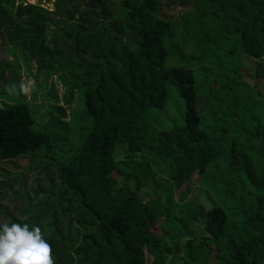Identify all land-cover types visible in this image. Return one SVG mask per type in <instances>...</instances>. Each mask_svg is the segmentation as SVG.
<instances>
[{
	"label": "trees",
	"instance_id": "1",
	"mask_svg": "<svg viewBox=\"0 0 264 264\" xmlns=\"http://www.w3.org/2000/svg\"><path fill=\"white\" fill-rule=\"evenodd\" d=\"M31 1L0 0V36L36 83L0 62V223L39 227L55 264H148L147 253L152 264H264V96L241 70L218 77L214 50L234 36L264 79V0ZM49 86L42 115L35 102ZM169 86L183 101L175 110ZM78 94L85 138L61 151L49 131L74 123ZM36 156L37 172L6 170ZM212 171L236 214L175 201Z\"/></svg>",
	"mask_w": 264,
	"mask_h": 264
},
{
	"label": "rangeland",
	"instance_id": "2",
	"mask_svg": "<svg viewBox=\"0 0 264 264\" xmlns=\"http://www.w3.org/2000/svg\"><path fill=\"white\" fill-rule=\"evenodd\" d=\"M32 3H38V1L33 0L31 1ZM47 8L53 10L54 7L52 5H48ZM183 30V29H182ZM235 37L232 36V40L230 41V43L228 45H221L219 47H217V50H215V52L218 53V57L221 60L222 66L225 68V70L218 72V77H226V76H230L231 73H234L237 71L241 70V78L240 81L242 83H246L248 86H251V88H253L254 90L256 89V91H258L259 93H261L264 96V79L263 78H259L261 76H257L255 74V67H256V63L258 61L256 60H252L251 62H247L241 55L242 50L240 47V43L238 41H236L234 39ZM230 40V39H229ZM11 47L10 45H8V43L6 41L3 40L2 36H0V62H4L7 63L8 65H12V66H16L17 63L20 64L21 66V76H22V80L27 82L28 86L31 87L33 85H35V80L33 78H31V76L29 77V74L26 75V70L24 68V63L22 60H17L16 56L17 53H12L10 52ZM231 51L235 52L234 54L231 53ZM188 51H185V56L188 55ZM215 62H217L216 59H214ZM212 63H210V60H204L202 61L198 66H196L195 70H194V74L196 76V80L198 83H200L202 81V79L207 75V73H205L206 69L209 68L211 66ZM218 64V63H217ZM216 64V65H217ZM170 66H179V64L177 62H174L173 59L169 60V64ZM34 69H32L31 73L35 74V65H32ZM232 68L231 70L228 69ZM249 68V69H248ZM236 69V71L234 70ZM253 69V70H252ZM215 73L217 74L216 68L214 69ZM262 73H264V68L262 70ZM55 88H56V92L58 94V97L60 99V106H63L62 103V98L64 95V88L62 87V85L59 83V81L57 79H54L53 81ZM201 85V84H200ZM52 90V86L50 88V86L43 90L40 91V95H38V99L35 102V105L37 106H42L43 109L40 110V113L43 115L45 114L47 108V104H46V100H44V97L47 96L49 94V92ZM203 89H201L200 91V101H202L204 99L203 96ZM36 92L35 89L33 88H28L26 89V91H24V93L26 94V96L28 97V99H31L32 94ZM168 94H169V101H170V108L172 110L176 109V105L178 104H182L183 106V101L179 98L178 92L176 91L175 88H173L172 86L168 87ZM80 96V101L79 98H77L76 105L73 104L72 109H74V123L68 127H62L63 130L56 124L53 125L54 128H52L49 132L51 134H55L58 137H61L63 139V142H61L60 144V150H65L66 152H68L71 149V146L74 145V143L82 140L83 138H85V128H82L81 125L79 124L80 120H83V111H84V106H83V102H82V96L80 94H78ZM256 101L259 102L258 97H255ZM262 101V100H261ZM256 116V114H254ZM254 116V117H255ZM264 116V112H259L258 113V117L263 118ZM46 118V119H45ZM45 118H37V121L42 125L46 122H50L52 120V118H50L48 116L47 113V117ZM71 120V111L67 110V117L64 118L62 121L65 123H70ZM247 123L250 122V119L246 120ZM64 130H68L64 131ZM39 158L40 157H29V158H25L22 159L20 161H15L9 164V166L6 167V170H10L16 173H22L23 171H32L33 172H37L38 168H39ZM253 159H255V163L259 164V158L254 157ZM1 173V172H0ZM219 173V172H218ZM218 173H214L213 171L209 174L208 177H206V180H199L198 178H194L190 183L184 185L180 190H178L175 193L174 199L176 202L180 203V200L184 197H187L188 199H192L194 200L196 203L200 204L201 206H203L206 210H211L213 209L215 206H226L229 208V210H227L228 215H233L236 214V209L234 208V205L231 201H229L228 203H226V197L223 195V189L221 188L219 182V176ZM32 176H34V174H31ZM164 179V180H169V177L167 175H163L158 177V180L155 181V184H152L153 186L151 188L146 189L145 191H143L140 195V199L147 203L149 202V200L153 197L156 188L159 186L160 183V179ZM171 180V179H170ZM3 181V178H0V182ZM154 198V197H153ZM225 198V199H224ZM0 200H1V195H0ZM235 204V203H234ZM233 205V208H231ZM160 224V223H159ZM164 227V226H163ZM166 230V228H165ZM188 240H184L182 242V246L187 245ZM147 263L148 264H152L153 263V257L147 253Z\"/></svg>",
	"mask_w": 264,
	"mask_h": 264
},
{
	"label": "clouds",
	"instance_id": "3",
	"mask_svg": "<svg viewBox=\"0 0 264 264\" xmlns=\"http://www.w3.org/2000/svg\"><path fill=\"white\" fill-rule=\"evenodd\" d=\"M21 91L26 86L20 85ZM15 91V86L8 90ZM0 264H55L52 249L37 226L0 223Z\"/></svg>",
	"mask_w": 264,
	"mask_h": 264
}]
</instances>
